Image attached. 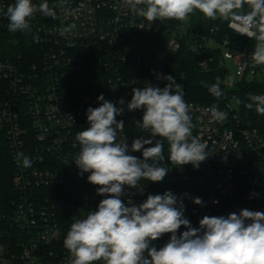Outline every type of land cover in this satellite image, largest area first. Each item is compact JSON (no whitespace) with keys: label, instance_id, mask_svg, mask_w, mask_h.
<instances>
[{"label":"built area","instance_id":"obj_1","mask_svg":"<svg viewBox=\"0 0 264 264\" xmlns=\"http://www.w3.org/2000/svg\"><path fill=\"white\" fill-rule=\"evenodd\" d=\"M13 3L0 0V264H70L63 241L71 224L105 198L88 182L90 173L80 175L72 160L80 151L76 134L89 127L87 109L102 103L97 97L103 94L123 108L116 119L125 123L132 89L163 88L166 80L157 77L167 76L184 38L200 53L202 71H211L212 61L226 69L225 84L218 76L224 91L234 79L255 80L264 65L251 61L255 46H240L227 35L218 38V26L198 31L188 19L151 23L134 14L126 0H47L56 17L37 12L31 30L24 32L8 29L6 10ZM61 27L68 31L61 34ZM151 34L155 39L136 46L139 36ZM234 98L230 93L216 104L228 114L223 122H210L204 114L213 104L185 100L191 106L192 135L205 145L208 158L199 168L163 165L169 171L162 182L142 179L143 193L125 186L121 199L138 206L150 194L171 191L182 197L183 215L193 227L206 215L227 217L245 208L264 212V137L241 118ZM119 139L131 146L124 130ZM18 152L31 167L17 165ZM129 154L141 158L137 151ZM197 197L202 205L193 203ZM185 230L181 226L177 235ZM170 236L151 246L163 247Z\"/></svg>","mask_w":264,"mask_h":264},{"label":"clouds","instance_id":"obj_2","mask_svg":"<svg viewBox=\"0 0 264 264\" xmlns=\"http://www.w3.org/2000/svg\"><path fill=\"white\" fill-rule=\"evenodd\" d=\"M130 10L148 22L165 19L185 21L199 12L211 20H222L240 35L256 41L251 54L253 65H264V0H126ZM83 7V5H81ZM40 12L56 17V11L47 0L36 5L32 0H14L6 10L11 32L30 31V21ZM65 15H72L66 10ZM140 28H144L140 24ZM61 34L67 28L59 29ZM168 83L163 87L149 84L133 88L127 103L128 111L143 109V116L136 125L148 136H137L131 146L119 139L124 121H117L123 108L104 99L101 105L87 109L89 127L76 134L79 154L72 160L79 174L90 173L88 182L97 187V194L105 197L95 211L86 218L75 220L63 241L70 254V264H264V212L242 209L239 214L204 216L199 227H193L184 217L182 197L171 191L148 195L138 206L128 199H121L124 188L139 187L142 179L162 182L169 169L161 166L165 158L164 143L169 145L168 159L172 164H192L199 168L208 158L205 145L192 135L191 106L185 101L183 85L172 75L158 76ZM217 99L223 96L219 80L208 88ZM245 107L264 115V94H248ZM120 103L123 105L124 101ZM210 122H223L227 113L213 104L204 110ZM148 146L146 145H153ZM142 151L143 159L129 152ZM16 163L31 167V160L22 152L16 154ZM186 195V194H185ZM193 203L202 205L200 198ZM186 230L179 236L177 231ZM164 234L170 240L161 248L152 245ZM147 253V256L145 255Z\"/></svg>","mask_w":264,"mask_h":264},{"label":"trees","instance_id":"obj_3","mask_svg":"<svg viewBox=\"0 0 264 264\" xmlns=\"http://www.w3.org/2000/svg\"><path fill=\"white\" fill-rule=\"evenodd\" d=\"M167 21H174L175 19H165ZM188 21L190 22L191 28L193 30L198 31H204L206 29L212 28V27H219V30L217 31L218 38L224 37L225 35L228 36V38L231 41H234L238 43L240 46L242 45H248L251 47L255 46L256 41L254 39L246 38L230 28H228L225 21L222 20H211L203 17L201 13L198 11L194 14L190 15L188 18ZM137 39H139L136 46L142 47L144 45L143 42L151 41L152 39H155L154 36H139ZM4 48L3 44V38L0 35V49ZM217 53L212 54L216 60ZM200 59V53L197 52L195 49L191 48L190 40L187 38H184L181 42L180 48L177 50V52L171 57V61L169 63L167 75H172L175 77V81L178 84L183 85V91L185 93V100H191V101H197L205 104H219L221 105L222 101L228 97V94L234 93L235 97L238 100V111L241 116V118L244 121H247L250 123V125L258 130V132L264 137V115H259L255 112L254 109L249 110L245 107V104L248 103V94H264V82L259 81H246L243 80L241 82L236 83V88L232 92H226L223 89V86L220 82L221 89L223 91V96L220 98H216L212 96L208 88L215 84L219 77L224 76V72L226 69L219 68L216 64H214L215 61H212V70L209 72L202 71L198 66V60ZM168 81H166V84ZM165 84V85H166ZM143 116V109L128 111L126 113V119H125V126H124V134L130 144L132 141L137 138V136H148L150 135L147 131H142L140 128L137 127L136 121H140ZM157 139L162 140L164 143V155L165 158L162 162H160L161 166L172 164L170 160L168 159L169 154V145L166 140H163L162 138L157 137ZM148 146H154L153 145H146ZM140 157L143 159L142 151H137Z\"/></svg>","mask_w":264,"mask_h":264},{"label":"rangeland","instance_id":"obj_4","mask_svg":"<svg viewBox=\"0 0 264 264\" xmlns=\"http://www.w3.org/2000/svg\"><path fill=\"white\" fill-rule=\"evenodd\" d=\"M222 51H224V48H222ZM227 65H228V61H227ZM255 80H258L259 82H264V74H262V73H257L256 75H255V78H254ZM228 80V78L227 77H225V78H222L221 79V82L223 83V84H225V82ZM252 80V77H246V81H251ZM236 83H237V79H234V85H225V90L226 91H228V92H232V91H234L235 90V88H236ZM233 103H234V105L236 106V108L238 109V100H237V98L235 97L234 99H233Z\"/></svg>","mask_w":264,"mask_h":264}]
</instances>
